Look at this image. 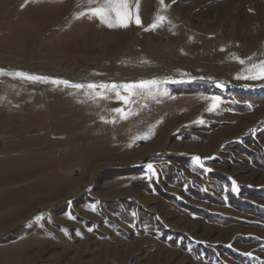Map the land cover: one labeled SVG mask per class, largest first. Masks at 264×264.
Wrapping results in <instances>:
<instances>
[{"label":"rangeland","instance_id":"obj_1","mask_svg":"<svg viewBox=\"0 0 264 264\" xmlns=\"http://www.w3.org/2000/svg\"><path fill=\"white\" fill-rule=\"evenodd\" d=\"M103 2L0 0V241L10 240L0 243V264H219L203 251L202 260L194 257L189 239L172 247L159 235L130 237L134 224L99 209V200L122 198L194 242L233 244L264 262V228L254 225L264 221L166 187L202 209L252 221L209 224L144 192L150 175L114 171L189 156V177L198 166L227 174L235 186H264V170L249 159L232 163L227 152V162L211 160L264 121V105L245 114L227 107L234 91L264 86V79L237 78L264 61V0H139L141 23L133 18L127 27L89 14ZM136 3L129 0L133 17ZM157 16L165 19L153 27ZM213 97L220 102L209 111ZM211 120L228 124L204 136L192 127Z\"/></svg>","mask_w":264,"mask_h":264},{"label":"trees","instance_id":"obj_2","mask_svg":"<svg viewBox=\"0 0 264 264\" xmlns=\"http://www.w3.org/2000/svg\"><path fill=\"white\" fill-rule=\"evenodd\" d=\"M228 99L229 102L227 103V107L230 110L235 109L240 114L251 112L255 108L264 105V86L261 88L247 89L241 92L234 91V94L228 96ZM225 124L228 123H221L215 120H211L206 124L195 125L192 127L196 132L201 133L200 135L204 136L208 132L217 129L220 125ZM175 135L176 134L171 135L172 138H174ZM182 138L195 139L196 136L187 134L186 136H182ZM224 147L225 149H223ZM235 151L239 152L240 157L234 156ZM227 152H229L233 156L231 161L232 163L238 162L242 163L243 165H248L249 159L251 164L255 168H257L258 170H264V121H262L258 125L254 134H248L238 140H230L226 142L220 149V151H218L213 156V158L211 159L212 162H227V157L225 159L222 158ZM164 160L165 162L163 164H156L157 166L155 165L153 167V170L149 171L150 181L149 184L144 185L143 190L148 194H157L159 197L173 201L175 204L174 209L177 210L178 213L193 215L199 217L206 223L216 224L219 226H225L236 222L242 224H246L249 222L252 223L251 220L237 219L233 216L226 217L225 215L211 212L210 209H202L197 204H193L188 200H184L176 192L167 191L166 187H174L180 194L186 192L190 197L196 200L208 201L209 204L217 203L223 206L228 205V207L235 210L236 212L251 214L258 218L260 221H264V204L260 202V200H264V186H253L249 184L244 186V184L238 183L235 186V190H233L232 180L227 174L219 173L215 169L205 171L204 168L198 167L199 169L197 170L204 177V182L200 183L197 180L198 178L189 177L187 174V170H184V167L190 165V157L170 155L168 157H165ZM184 160L185 163L183 164V168H181L180 164ZM123 169H131L132 173L121 174L118 178L127 176L132 177L139 174V176H141V179H144V177L146 176V171L143 170L142 166H125L122 169H116L114 171ZM195 182H198L201 187L196 188V186H193ZM208 183L210 184V188H208ZM211 185L214 188L211 189ZM225 185H227V192L225 191ZM223 197H226L228 202H224L222 200ZM90 200L94 201L92 200V198H90ZM99 202L100 211H102V208L106 207L108 210H112V213L118 215V217L122 221L135 225V230L128 234L130 235V237L134 236L135 234L140 236L146 234L152 236L159 235V239L161 241L167 242L172 247H176L177 245H179L177 244L178 238H182L183 243L189 239L193 243V248L195 250L194 257L199 260L202 259L201 251H203L204 257L206 259L215 260L219 264H229L221 258V254H226L233 260L237 261L238 264H264L263 261L258 260L251 255H247L243 253V251L238 250L236 247H234L233 244H209L194 242L190 238L188 233L170 229L169 226L165 225V223L155 217L153 213L150 212L152 215H150L151 217L148 216V212L133 200L128 201L126 200V198H122L113 201L99 200ZM127 203L131 207H125ZM131 211H134L135 215L128 214V212ZM77 218L81 222L84 221V219H81L79 216ZM86 221L88 223L87 225L91 226L92 222L89 220ZM254 225L264 228V223H254ZM94 231L96 232V234H99L103 237L108 235L98 230ZM120 232L121 234L124 233L122 230H120ZM168 236L170 237L169 239H167ZM9 241L10 240H8V238H4L0 241V243H6ZM246 241H248L246 238H243L241 240V242Z\"/></svg>","mask_w":264,"mask_h":264},{"label":"snow or ice","instance_id":"obj_3","mask_svg":"<svg viewBox=\"0 0 264 264\" xmlns=\"http://www.w3.org/2000/svg\"><path fill=\"white\" fill-rule=\"evenodd\" d=\"M90 3L94 2V0H89ZM175 2V0H173ZM161 5H163V0H160ZM139 0H137L136 3V14L133 17L132 9L129 6V0H104L103 4H101L98 7H90L89 8V14L98 17L102 22L108 23L109 27H113V20L115 21L116 26H122L127 27L129 22L135 19V23L140 24L141 20L139 17ZM165 19L163 16H157L156 17V23L153 24V27H156L159 22H162ZM240 63H244V61H240ZM248 72L251 73L250 76L245 77H237V78H251V79H264V61L259 62L258 64H253L249 69ZM152 83H155L153 81ZM145 83H141L138 87H145ZM76 87H81V85H76ZM89 88L96 87L95 85H88ZM104 87V86H101ZM113 89H115V85L112 86ZM127 88H131L133 86H126ZM122 99L127 102L128 97H122ZM212 105L208 109L209 111L214 110L216 107H218L220 98L219 97H213L212 98ZM117 113H120L122 117L126 118V114L122 109H115ZM201 123L203 121H200ZM141 138H147L146 136ZM196 162H200V158H196ZM148 169L151 171L153 170V166L149 164ZM233 190H235V185H233Z\"/></svg>","mask_w":264,"mask_h":264}]
</instances>
